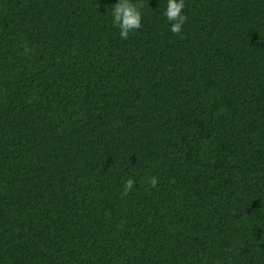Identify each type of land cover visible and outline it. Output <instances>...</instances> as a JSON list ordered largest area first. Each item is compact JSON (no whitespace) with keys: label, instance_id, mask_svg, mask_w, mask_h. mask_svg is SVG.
<instances>
[{"label":"trees","instance_id":"obj_1","mask_svg":"<svg viewBox=\"0 0 264 264\" xmlns=\"http://www.w3.org/2000/svg\"><path fill=\"white\" fill-rule=\"evenodd\" d=\"M117 2L0 0V264H264V0Z\"/></svg>","mask_w":264,"mask_h":264},{"label":"clouds","instance_id":"obj_2","mask_svg":"<svg viewBox=\"0 0 264 264\" xmlns=\"http://www.w3.org/2000/svg\"><path fill=\"white\" fill-rule=\"evenodd\" d=\"M185 0H167L163 15L170 24V31L174 35H180L183 31L187 17L184 13ZM111 20L114 27L119 29V37L127 40L129 36L142 27L143 13L141 7L133 0H118L113 6ZM151 185L157 184L155 177L151 178ZM135 180L128 178L124 183V195L134 188Z\"/></svg>","mask_w":264,"mask_h":264}]
</instances>
